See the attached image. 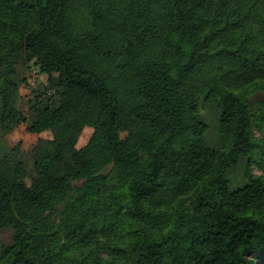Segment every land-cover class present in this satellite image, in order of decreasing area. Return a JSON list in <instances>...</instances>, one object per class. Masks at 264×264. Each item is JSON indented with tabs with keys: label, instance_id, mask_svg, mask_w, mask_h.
<instances>
[{
	"label": "trees",
	"instance_id": "1",
	"mask_svg": "<svg viewBox=\"0 0 264 264\" xmlns=\"http://www.w3.org/2000/svg\"><path fill=\"white\" fill-rule=\"evenodd\" d=\"M260 89L264 0H0V264H257Z\"/></svg>",
	"mask_w": 264,
	"mask_h": 264
},
{
	"label": "rangeland",
	"instance_id": "2",
	"mask_svg": "<svg viewBox=\"0 0 264 264\" xmlns=\"http://www.w3.org/2000/svg\"><path fill=\"white\" fill-rule=\"evenodd\" d=\"M20 76L22 78H26L27 82L21 84L18 107L24 113H27L29 108V99L32 98L36 93L49 91V77L46 73L40 71L38 64L34 61L20 67ZM249 99L255 105L260 102H264V90H257L256 92L251 94ZM95 124V120H89L81 135V138L77 145L78 147L86 144L91 138ZM255 137H257L258 139L263 138L261 130H255ZM39 138H52V133L51 131H45L42 133L28 132L26 129V124L21 123L14 129V131L5 136V144L9 148H12L21 143L23 149L30 151ZM241 164H243V161L241 162ZM253 169L258 174L263 173L257 165H254ZM238 172H240V169H238ZM13 234L14 231L12 228H4L0 230V251L3 246H7L13 243ZM257 264H264V258L262 260H257Z\"/></svg>",
	"mask_w": 264,
	"mask_h": 264
}]
</instances>
